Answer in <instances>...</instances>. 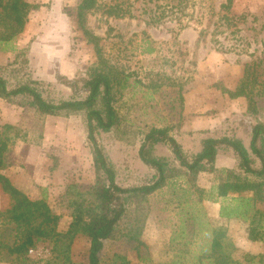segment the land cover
Listing matches in <instances>:
<instances>
[{
    "label": "rangeland",
    "instance_id": "obj_1",
    "mask_svg": "<svg viewBox=\"0 0 264 264\" xmlns=\"http://www.w3.org/2000/svg\"><path fill=\"white\" fill-rule=\"evenodd\" d=\"M26 1L41 8L29 13L13 49L0 51V76L11 88L29 84L55 104L85 98L82 81L98 66V57L78 28L81 0ZM225 3L97 0L85 18L119 79L114 91L122 124L97 134L118 186L140 187L155 178L156 171L139 156L152 129H168L191 158L208 137L239 138L249 148L251 127L264 123V0H234L230 12ZM247 66L255 70L257 82L248 84L247 97L232 99L222 88L240 87ZM87 129L83 112L43 116L26 98L12 103L0 98V135L8 141L1 172L31 200L46 199L61 216L58 232L63 234L78 206L97 207ZM155 156L167 158L179 175L150 196L127 197L126 214L100 255L102 264H196L209 253L214 229L220 227L227 230L226 251L235 262L252 264L255 256L253 264H264L259 262L264 241L249 240L250 223L221 219L228 201L209 200L222 172L238 170L230 148L220 149L217 171L200 174L194 184L169 145H157ZM11 207L0 187V212ZM257 209L264 214V203ZM89 240L79 233L72 240L45 241L29 252L30 264H87ZM2 257L0 264H13Z\"/></svg>",
    "mask_w": 264,
    "mask_h": 264
},
{
    "label": "trees",
    "instance_id": "obj_2",
    "mask_svg": "<svg viewBox=\"0 0 264 264\" xmlns=\"http://www.w3.org/2000/svg\"><path fill=\"white\" fill-rule=\"evenodd\" d=\"M233 6L234 0H226L223 8L230 12ZM96 7L97 0H81L76 14L78 28L83 32L88 43L94 46L98 57V66L88 73L87 79L82 81L85 98L55 104L46 101L42 94L29 84L11 88L7 79L1 76L0 98L10 103L18 97L26 98L28 105L43 116L67 117L71 114L85 113L96 172L93 194L96 197L97 207L82 209V206H78L69 230L65 234L59 233L61 216L53 213L46 199L31 200L1 172L4 166V154L8 150V141L0 135V187L12 201L11 209L0 212V256L3 255L1 260L6 258L13 264H30L29 252L39 244L58 240L63 236L72 240L76 234L81 233L90 239L91 244L87 264H102L100 255L104 251L106 242L114 239L126 214L127 197L150 196L163 189L169 180L179 175L180 170L171 166L167 158L155 156V147L159 144L170 146L175 159L185 170L184 175L188 182L193 184L200 174L216 172L215 163L220 149L224 146L230 148L238 158V170L225 169L222 172L209 200L217 202L219 199H226L228 203L222 205L220 218L249 222V240L264 241V227L261 224L264 214L257 209L258 204L264 203L263 122L251 127L249 148L239 138L208 137L201 141V150L191 158L184 153L178 141L169 135L168 129H152L140 147L139 156L146 166L156 171L155 178L151 183L140 187L118 186L116 171L97 141L98 133H108L119 127L122 124V117L115 106L114 89L119 83L116 70L105 59L99 44L100 38L86 26L85 18ZM39 8L41 5H31L26 0H0V51L13 49V42L23 33L29 13ZM111 14L116 13L111 11ZM225 19L227 22L230 21L228 17ZM254 71L247 66L242 85L235 91L222 88L223 93L228 94L232 99L247 97L248 84L257 82ZM74 87L77 90L76 84ZM226 239L227 230L223 227L215 228L209 253L199 256L196 264H241L235 262L231 254L226 251L229 245ZM255 258L252 256L249 263L253 264ZM259 258V262H262L264 254Z\"/></svg>",
    "mask_w": 264,
    "mask_h": 264
},
{
    "label": "built area",
    "instance_id": "obj_3",
    "mask_svg": "<svg viewBox=\"0 0 264 264\" xmlns=\"http://www.w3.org/2000/svg\"><path fill=\"white\" fill-rule=\"evenodd\" d=\"M33 251H31V253H32Z\"/></svg>",
    "mask_w": 264,
    "mask_h": 264
},
{
    "label": "crops",
    "instance_id": "obj_4",
    "mask_svg": "<svg viewBox=\"0 0 264 264\" xmlns=\"http://www.w3.org/2000/svg\"><path fill=\"white\" fill-rule=\"evenodd\" d=\"M242 140V139H241Z\"/></svg>",
    "mask_w": 264,
    "mask_h": 264
}]
</instances>
